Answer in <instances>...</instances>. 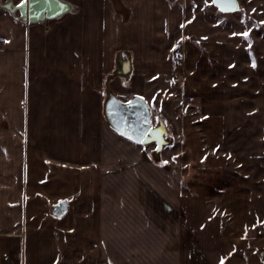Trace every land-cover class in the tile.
Returning <instances> with one entry per match:
<instances>
[{
    "label": "crops",
    "instance_id": "obj_1",
    "mask_svg": "<svg viewBox=\"0 0 264 264\" xmlns=\"http://www.w3.org/2000/svg\"><path fill=\"white\" fill-rule=\"evenodd\" d=\"M6 1L0 264H264V0Z\"/></svg>",
    "mask_w": 264,
    "mask_h": 264
},
{
    "label": "water",
    "instance_id": "obj_2",
    "mask_svg": "<svg viewBox=\"0 0 264 264\" xmlns=\"http://www.w3.org/2000/svg\"><path fill=\"white\" fill-rule=\"evenodd\" d=\"M213 3V2H212ZM64 5V7H61ZM213 5L223 12H231L235 10V1L233 5H230L227 10H222L219 4L213 3ZM18 9L24 20L28 18L31 23H36L45 19H54L62 15L67 9L68 5L61 0H27L24 6L19 5ZM145 110V109H144ZM146 111V110H145ZM127 119V118H125ZM118 125L123 129L126 127V123L118 121ZM122 132V130H121ZM123 133V132H122ZM59 211H66V203H61L57 206Z\"/></svg>",
    "mask_w": 264,
    "mask_h": 264
},
{
    "label": "built area",
    "instance_id": "obj_3",
    "mask_svg": "<svg viewBox=\"0 0 264 264\" xmlns=\"http://www.w3.org/2000/svg\"><path fill=\"white\" fill-rule=\"evenodd\" d=\"M67 5H68V9H67L66 11H68L69 8H70L69 4H67ZM18 7H19V4H14L12 0H7L6 2H4V3L2 4V8H3V10H5L6 12H8L9 14H11V15H13V16L20 15V14H19V13H20V10L18 9ZM72 10H73V7H72V9L70 10L71 13H72ZM66 11H65V12H66ZM65 12H64V13H65ZM60 16H61V15H60ZM60 16H58V17H60ZM62 16H63V15H62ZM19 19H20L21 21H26V20L23 19L22 15H20ZM54 19H55V18H54ZM29 23H31V22H29ZM182 65H183L182 56H181V54H177V55L175 56V65H174V66H175V72L172 73V75H171V81H172L173 83L178 84V83H185V82H186V80H187L186 75H183V74H182L181 72H179V70H178L180 67H182Z\"/></svg>",
    "mask_w": 264,
    "mask_h": 264
},
{
    "label": "rangeland",
    "instance_id": "obj_4",
    "mask_svg": "<svg viewBox=\"0 0 264 264\" xmlns=\"http://www.w3.org/2000/svg\"><path fill=\"white\" fill-rule=\"evenodd\" d=\"M14 3V1H13ZM196 9V8H195ZM199 10H200V16H198L197 18V21L200 23V22H203L204 21V17L207 18V21L208 23L209 22H213L215 21V19L217 18V16L215 17L211 12V8H210V4L206 3L205 5L203 3H200L199 4ZM76 11L75 9V6L72 10V13H74ZM237 17V16H236ZM218 24H222V25H229L230 23H236L234 20L235 19H231L230 17H225L223 19H216ZM183 66H184V63L182 65V67H180L178 70L179 72H181L183 75H185L184 71H183ZM175 72V66H174V69H173V72Z\"/></svg>",
    "mask_w": 264,
    "mask_h": 264
},
{
    "label": "snow or ice",
    "instance_id": "obj_5",
    "mask_svg": "<svg viewBox=\"0 0 264 264\" xmlns=\"http://www.w3.org/2000/svg\"><path fill=\"white\" fill-rule=\"evenodd\" d=\"M50 2V0H49ZM213 3L219 4V6L221 7L222 10H227V8L230 5L234 4V0H212ZM27 3V0H22L21 6H24ZM61 7H64V5H61ZM241 35H244L245 37H247L248 33H241ZM129 103H132L131 101H129ZM125 135H127V132L124 133ZM142 142V141H141ZM167 163V162H165Z\"/></svg>",
    "mask_w": 264,
    "mask_h": 264
},
{
    "label": "bare ground",
    "instance_id": "obj_6",
    "mask_svg": "<svg viewBox=\"0 0 264 264\" xmlns=\"http://www.w3.org/2000/svg\"><path fill=\"white\" fill-rule=\"evenodd\" d=\"M61 1H63V0H61ZM63 2H65L66 4H69L70 8H69L68 11H66V12L63 13L62 15L71 14L70 10L72 9V7L74 8V5H73L72 3L67 2V1H63ZM14 4H15V3H14ZM62 15H61V16H62ZM61 16H60V17H61ZM60 17H57V18H60ZM57 18H55V19H57ZM47 20H53V19H47ZM39 22H43V20H42V21H39ZM119 118H120L119 121L122 122V118H121V117H119Z\"/></svg>",
    "mask_w": 264,
    "mask_h": 264
}]
</instances>
